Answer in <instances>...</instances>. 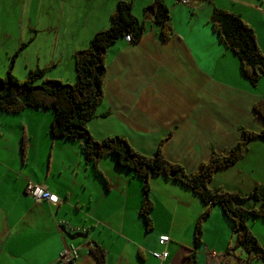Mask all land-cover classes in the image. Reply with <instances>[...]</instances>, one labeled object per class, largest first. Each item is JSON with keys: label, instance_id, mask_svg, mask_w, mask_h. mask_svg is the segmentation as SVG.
Listing matches in <instances>:
<instances>
[{"label": "crops", "instance_id": "0c3cea01", "mask_svg": "<svg viewBox=\"0 0 264 264\" xmlns=\"http://www.w3.org/2000/svg\"><path fill=\"white\" fill-rule=\"evenodd\" d=\"M118 1L0 0V56L8 58L0 60L1 67L8 64L7 71L9 54L25 44L12 61L15 78L24 80L40 68L48 79L73 84L74 53L110 25ZM125 1L146 29L138 41L119 38L106 50L104 96L86 123L94 139L121 135L151 155L169 134L163 156L195 172L213 151L230 148L241 128H262L252 105L264 97V74L249 85L209 17L213 6L238 14L264 52V0H204L196 7L163 0L173 31L166 40L145 10L153 0ZM52 115L44 108L0 111V264H56L66 244L78 248L75 264H94L88 252L93 243L106 250V264H188L192 249L196 264H227L223 250L233 238L232 224L218 205L203 222L202 243L195 248L192 227L203 202L179 182L152 175V228L146 230L138 213L140 180L111 155L99 159L101 175L95 173L78 140L50 135ZM22 134L28 137L24 157ZM28 181L45 185L57 203L34 201L25 193ZM256 184H264V139L258 137L234 164L216 170L209 186L247 193ZM62 225L86 237L68 240ZM248 227L264 250V220L250 218ZM162 234L169 236L166 246L157 244ZM164 248L165 259L150 255Z\"/></svg>", "mask_w": 264, "mask_h": 264}, {"label": "trees", "instance_id": "16d2710c", "mask_svg": "<svg viewBox=\"0 0 264 264\" xmlns=\"http://www.w3.org/2000/svg\"><path fill=\"white\" fill-rule=\"evenodd\" d=\"M131 8L130 1L119 0L110 15V25L97 31L85 49L74 53L76 79L73 84L45 78V70L40 68L30 70L24 80H17L11 73V65L14 57L24 48L25 44H22L12 55L5 75L0 77V111L17 113L28 108L52 109L50 135L54 138L78 140L85 161L99 175V159L104 155L114 157L119 167L126 169L141 182L142 200L138 213L146 230L152 228L153 202L149 194V179L152 175L161 174L190 189L204 204L193 222L195 248L202 243L203 222L211 214L213 206L218 205L232 224L231 235L234 244L230 246L229 243L226 252L240 249L247 254V260L256 257L261 260L260 264H264V250L248 227L250 218L264 220V184H256L247 193L209 186L213 173L234 164L242 157L251 139H264V97L252 105L253 111L263 122L262 128L259 131L241 128L238 140L230 148L224 152L213 151L209 159L201 162L195 172H187L183 165L169 161L163 156L161 147L169 134L159 141L155 153L147 155L133 148L121 135H110L96 140L89 133L86 123L94 115L104 96L103 82L108 46L125 34L130 35L131 42H136L145 32L146 25L138 21ZM145 10L153 14L152 24L159 26L160 38L169 39L173 31L163 0H153ZM209 22L220 41L239 60L241 71L249 85L255 86L264 74V52L257 44L253 29L238 14L216 6L212 8ZM27 139L28 137L22 134V157L27 147ZM248 200L259 204L252 208L240 205ZM88 252L94 264H106L107 252L102 246L93 243ZM186 258L188 264H196L195 249H192Z\"/></svg>", "mask_w": 264, "mask_h": 264}, {"label": "built area", "instance_id": "2783aa9c", "mask_svg": "<svg viewBox=\"0 0 264 264\" xmlns=\"http://www.w3.org/2000/svg\"><path fill=\"white\" fill-rule=\"evenodd\" d=\"M178 3L196 7L199 5L200 0H176ZM123 40L126 42H131L129 34L123 36ZM26 193L36 202H46L50 204H55L57 198L52 194L48 188L43 184H37L29 181L25 187ZM169 241V236L166 234L159 235L157 238V243L160 245H166ZM150 255L156 259L163 260L167 256V251L164 249L161 252L152 251ZM78 248L72 244H66L59 252L57 257V264H74L77 260Z\"/></svg>", "mask_w": 264, "mask_h": 264}, {"label": "rangeland", "instance_id": "374dc122", "mask_svg": "<svg viewBox=\"0 0 264 264\" xmlns=\"http://www.w3.org/2000/svg\"><path fill=\"white\" fill-rule=\"evenodd\" d=\"M19 49V48H18ZM18 49L16 51H18ZM16 51H14L13 53H15ZM12 53V54H13ZM12 54H9L10 57H12L11 55ZM7 56H0V60L2 59H8L6 58ZM11 59V58H10ZM15 61V59H13ZM1 64V62H0ZM8 66V64H7ZM6 66V68H7ZM6 68H3L1 67L0 65V77H3L6 73ZM9 68V67H8ZM48 71H55L53 69H49ZM12 73V71H11ZM12 75H14L12 73ZM46 78H48V76H45ZM51 78V77H49ZM17 79V78H16ZM54 79V78H52ZM18 80V79H17ZM19 81H22V80H19ZM66 81V80H65ZM67 83V82H66ZM71 84V83H70ZM192 232H193V227H192ZM253 233V232H252ZM260 240V238H259ZM262 240V239H261ZM260 240V241H261ZM262 242V241H261ZM263 243V242H262ZM234 244V240L232 238L231 240V245L230 246H233ZM264 244V243H263ZM227 248V247H226ZM223 253H224V262H227V264H260L261 263V260L256 258V257H251L249 260H247V254L244 252V251H241L240 249H235V250H230L229 252H226V249L223 250Z\"/></svg>", "mask_w": 264, "mask_h": 264}, {"label": "water", "instance_id": "95a60500", "mask_svg": "<svg viewBox=\"0 0 264 264\" xmlns=\"http://www.w3.org/2000/svg\"><path fill=\"white\" fill-rule=\"evenodd\" d=\"M60 229L62 231V233L64 234V236L68 239V240H74L77 238H85V234L81 233V232H76V233H70L68 230H66L65 226H60Z\"/></svg>", "mask_w": 264, "mask_h": 264}, {"label": "clouds", "instance_id": "9594fccd", "mask_svg": "<svg viewBox=\"0 0 264 264\" xmlns=\"http://www.w3.org/2000/svg\"><path fill=\"white\" fill-rule=\"evenodd\" d=\"M202 1H204V0H200V3H201ZM200 3H199V4H200ZM190 7H191V6H190ZM151 18H153V14H152V13H151ZM122 39H123V37H122ZM129 43H130V42H129ZM28 182H29V181H28ZM28 182H27V183H28ZM37 184H40V183H37ZM49 191H50V190H49ZM50 192H51V191H50ZM25 193H26V191H25ZM51 193H52V192H51ZM26 194H27V193H26ZM52 194H53V193H52ZM27 195H28V194H27ZM56 203H57V202H56ZM56 203H55V204H56ZM63 226H64V225H63ZM66 230H67V229H66ZM69 232H70V231H69ZM70 233H76V232H70ZM166 235H167V234H166ZM65 238H66V237H65ZM167 243H168V242H167ZM157 244H158V243H157ZM159 245H160V244H159ZM166 245H167V244H166ZM166 245H164V246H166ZM162 246H163V245H162ZM164 249H165V248H164ZM76 261H77V260H76ZM75 263H76V262H75ZM75 263H74V264H75ZM56 264H57V259H56Z\"/></svg>", "mask_w": 264, "mask_h": 264}, {"label": "bare ground", "instance_id": "6f19581e", "mask_svg": "<svg viewBox=\"0 0 264 264\" xmlns=\"http://www.w3.org/2000/svg\"><path fill=\"white\" fill-rule=\"evenodd\" d=\"M60 227V226H59ZM66 228V227H65ZM168 252V251H167Z\"/></svg>", "mask_w": 264, "mask_h": 264}]
</instances>
